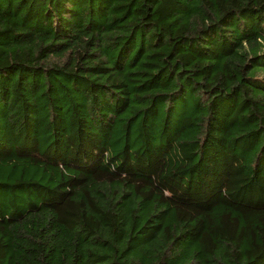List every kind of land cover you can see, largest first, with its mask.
I'll return each mask as SVG.
<instances>
[{"label": "trees", "instance_id": "trees-1", "mask_svg": "<svg viewBox=\"0 0 264 264\" xmlns=\"http://www.w3.org/2000/svg\"><path fill=\"white\" fill-rule=\"evenodd\" d=\"M0 264H264V0H0Z\"/></svg>", "mask_w": 264, "mask_h": 264}]
</instances>
